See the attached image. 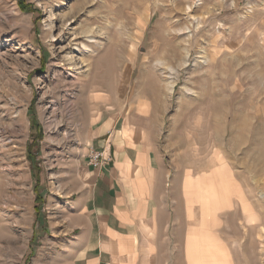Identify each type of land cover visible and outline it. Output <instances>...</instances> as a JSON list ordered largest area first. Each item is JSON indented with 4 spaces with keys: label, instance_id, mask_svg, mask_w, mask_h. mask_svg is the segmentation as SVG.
Here are the masks:
<instances>
[{
    "label": "rangeland",
    "instance_id": "rangeland-1",
    "mask_svg": "<svg viewBox=\"0 0 264 264\" xmlns=\"http://www.w3.org/2000/svg\"><path fill=\"white\" fill-rule=\"evenodd\" d=\"M17 2L0 0V264H32L45 239L34 187L52 217L90 123L139 102L199 156L213 141L215 161L219 143L239 164L198 176L189 264H264V0H24L35 13ZM33 121L41 140L28 154ZM232 201L246 226L236 213L216 219Z\"/></svg>",
    "mask_w": 264,
    "mask_h": 264
},
{
    "label": "crops",
    "instance_id": "crops-1",
    "mask_svg": "<svg viewBox=\"0 0 264 264\" xmlns=\"http://www.w3.org/2000/svg\"><path fill=\"white\" fill-rule=\"evenodd\" d=\"M146 104L126 105L122 112L118 106L105 109L90 123L89 148L69 174L63 203L56 204L52 217L41 213L39 229L45 234L40 238L45 239L33 248L32 264H189L187 245L199 220L196 183L198 176L212 177L218 167L214 143L199 156L196 147L184 143L189 139L180 138L173 121L164 129L163 119ZM218 144L232 172L228 167L239 164ZM91 149L111 161L91 164ZM232 174L245 199V180ZM232 206L216 219L236 213L238 225L246 226L240 203L232 201ZM252 209L260 215L255 202ZM212 221L210 216L206 233L214 236Z\"/></svg>",
    "mask_w": 264,
    "mask_h": 264
},
{
    "label": "trees",
    "instance_id": "trees-1",
    "mask_svg": "<svg viewBox=\"0 0 264 264\" xmlns=\"http://www.w3.org/2000/svg\"><path fill=\"white\" fill-rule=\"evenodd\" d=\"M18 8L24 12V13H35L36 10L29 5L24 4V0H18L17 2ZM33 125L36 128L35 130V134L33 135L30 145L27 147V152H29L28 154H30V148L36 147L39 143V141L41 140V132L39 129V126L35 123V121H33ZM30 157V155H28ZM34 193H35V206H34V210H35V219L37 222H39L40 220V210H41V206L43 204V198L40 195V192L38 191V186L36 185L34 187Z\"/></svg>",
    "mask_w": 264,
    "mask_h": 264
},
{
    "label": "built area",
    "instance_id": "built-area-1",
    "mask_svg": "<svg viewBox=\"0 0 264 264\" xmlns=\"http://www.w3.org/2000/svg\"><path fill=\"white\" fill-rule=\"evenodd\" d=\"M89 161L91 164L98 166L103 163H109L111 161L110 156L104 158L103 152H97L94 150H89Z\"/></svg>",
    "mask_w": 264,
    "mask_h": 264
},
{
    "label": "bare ground",
    "instance_id": "bare-ground-1",
    "mask_svg": "<svg viewBox=\"0 0 264 264\" xmlns=\"http://www.w3.org/2000/svg\"><path fill=\"white\" fill-rule=\"evenodd\" d=\"M202 61H204L205 62V60H204V58H202ZM186 64V59L185 60H183L182 62H181V64H180V66H184ZM169 70V69H168ZM170 71V70H169ZM169 79V78H168ZM166 81V80H165ZM170 81V80H169ZM169 81H166V84H167V88H168V90L169 91H172V82H169ZM174 84V83H173ZM189 91V90H188ZM223 160V158H217V162L220 164L221 163V161ZM205 237H204V235L203 236H201L200 237V239H199V243H205L206 244V242H202V239H204ZM199 246V245H198ZM198 252V249H197V242L195 241V253H197ZM196 261V260H195ZM196 263L197 264H201V262L200 261H196Z\"/></svg>",
    "mask_w": 264,
    "mask_h": 264
}]
</instances>
